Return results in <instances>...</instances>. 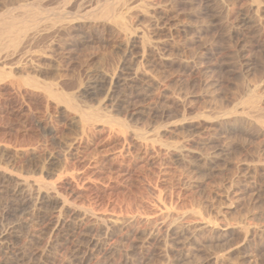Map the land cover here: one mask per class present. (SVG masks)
<instances>
[{"label": "rangeland", "instance_id": "rangeland-1", "mask_svg": "<svg viewBox=\"0 0 264 264\" xmlns=\"http://www.w3.org/2000/svg\"><path fill=\"white\" fill-rule=\"evenodd\" d=\"M127 5L0 0L41 31L0 76V243L18 264H264V0ZM58 206L78 230L40 232Z\"/></svg>", "mask_w": 264, "mask_h": 264}, {"label": "bare ground", "instance_id": "bare-ground-1", "mask_svg": "<svg viewBox=\"0 0 264 264\" xmlns=\"http://www.w3.org/2000/svg\"><path fill=\"white\" fill-rule=\"evenodd\" d=\"M123 1V4L127 5L128 2H134L137 0H121ZM128 10H131L129 4L127 5ZM37 16L41 15V13L36 12L35 13ZM97 18H102V19H110V12L109 11H105V12H101L97 15ZM26 17H22V16H15L13 14H9L7 16H5L2 20H0V76H10L13 73L19 72L20 70L24 69L25 66V57L26 54L28 53V50L30 47H33L36 42L38 41L39 37L41 36V31H39L38 29H34L32 30L31 26L29 23L25 22ZM74 20H71L70 18L66 17L64 15V13H61V22L60 25L57 28H65L66 26H68L69 24H74ZM31 28V29H30ZM31 30V31H30ZM30 31V32H29ZM139 48V47H138ZM137 48V49H138ZM144 48V47H143ZM141 49V48H140ZM145 50V49H144ZM143 50V52H144ZM145 55V54H144ZM143 57V56H142ZM144 58V57H143ZM141 80V79H140ZM119 81H117L115 83V85H118ZM26 86H33V87H37V82L36 81H30L26 83ZM48 95L52 96L53 92L48 91ZM258 96L255 94L254 98L252 99L250 105L256 109L258 108ZM228 123V122H227ZM256 124V123H255ZM244 125V124H243ZM247 128V127H246ZM250 130V129H249ZM247 130V131H249ZM177 152H179V150H177ZM180 155V153H179ZM178 155V156H179ZM3 174V173H2ZM7 175V174H6ZM1 176V173H0ZM2 177V176H1ZM4 178V177H3ZM10 178V176H9ZM14 179V178H13ZM4 180V179H3ZM14 181V180H13ZM9 182V181H7ZM6 185H10V184H6ZM49 193V192H48ZM43 194V193H42ZM46 194V193H45ZM40 195L39 193L37 194V201H39V206L44 205L45 203H48L49 200L52 199L50 198L49 194L46 195ZM33 197V198H35ZM60 198V197H59ZM29 199V198H28ZM31 199V198H30ZM34 200V199H33ZM32 200V202H33ZM30 201V200H29ZM36 201V202H37ZM53 201L54 204L59 205L61 204L62 200H58L57 199V195H56V199L54 198V200H51V202ZM37 204V203H36ZM52 204V203H51ZM64 204V203H63ZM49 205V204H48ZM38 206V207H39ZM46 206V204H45ZM50 207V206H49ZM55 207V206H54ZM53 207V208H54ZM59 207V206H58ZM67 207V206H66ZM52 208V209H53ZM61 209L58 210L57 208V212L54 210H50V209H34V211L36 210V212H39V214L42 216L40 218V220H38V222L36 224H38L39 226V231H45L50 227H53V232L57 231V232H62L66 229L72 228L75 231L78 230L77 229V225H75V221H73L75 224L73 225L72 223H69L68 221H65V219L62 218L63 213L66 209H64L63 207H59ZM21 210V209H20ZM26 210V209H25ZM25 210L23 209V212L25 213ZM69 210V209H67ZM18 211V210H17ZM14 211V212H17ZM28 211V210H27ZM30 211V210H29ZM52 211L50 214L49 212ZM72 211V210H71ZM75 212V211H74ZM22 213V214H24ZM50 215H49V214ZM73 213V211H72ZM70 213V214H72ZM76 213V212H75ZM68 214V213H67ZM27 215V214H25ZM36 215V214H35ZM49 215V216H48ZM77 215V213H76ZM24 216V215H23ZM28 216V215H27ZM30 216V215H29ZM38 216V215H37ZM70 216V215H69ZM73 216V215H72ZM81 217V216H80ZM33 219V218H31ZM39 219V218H38ZM74 220V219H73ZM76 220H78L76 218ZM34 221V220H32ZM70 221V220H69ZM33 225V224H32ZM31 225V226H32ZM111 227V226H110ZM30 228V227H29ZM38 228V227H37ZM80 228V226H79ZM179 228V226H178ZM35 229V228H34ZM52 229V228H51ZM110 228H108L109 230ZM122 229V228H121ZM33 230V228H32ZM73 230V231H74ZM81 230V229H79ZM135 230V229H134ZM37 231V229H36ZM52 231V230H51ZM71 231V230H70ZM106 231V230H105ZM123 231V230H122ZM178 231V230H177ZM50 232V230H49ZM108 232V231H106ZM125 232V231H124ZM35 233V232H34ZM43 233V232H42ZM52 233V232H51ZM50 233V235H51ZM36 234V233H35ZM59 234V233H58ZM77 234V233H76ZM110 234V233H109ZM126 234V233H125ZM34 235V234H33ZM57 235V234H56ZM72 235V233H71ZM107 235V234H106ZM35 236V235H34ZM33 236V237H34ZM43 236V234H42ZM45 236V235H44ZM63 236V233H62ZM124 236V235H123ZM37 237V235H36ZM41 237V236H40ZM53 237V236H52ZM55 237V236H54ZM38 238V237H37ZM48 238V237H47ZM50 238V237H49ZM56 238V237H55ZM61 238V236H60ZM59 238V239H60ZM4 239V238H3ZM11 240H8L7 238L4 239L1 243H0V254L3 255V257H5V261L9 262L8 264H18L20 261L24 262L25 260H27L28 258L25 256L27 254H20L19 251L17 250V246H15V244L13 242H11L12 240L16 241L18 240V236H12V238H9ZM33 239V238H32ZM42 239V238H41ZM63 239V238H62ZM74 239V238H73ZM23 240V239H22ZM50 240H52L50 238ZM57 240V239H56ZM61 240V239H60ZM75 240V239H74ZM79 240V239H78ZM30 241V240H28ZM34 242V239L32 240ZM36 241V239H35ZM41 241V240H40ZM48 241V240H47ZM53 241V240H52ZM64 241V240H63ZM70 241V240H69ZM136 241V240H135ZM38 242V241H37ZM50 242V241H49ZM59 242V241H58ZM71 242V241H70ZM19 243V242H18ZM31 243V242H30ZM39 243V242H38ZM41 243V242H40ZM48 243V242H47ZM87 243V242H86ZM99 244V243H98ZM96 244V245H98ZM125 244V243H124ZM25 245V244H24ZM29 245V244H28ZM32 245V244H31ZM36 245V244H35ZM114 245V244H113ZM27 246V243H26ZM78 246V245H77ZM87 246V245H85ZM95 246V245H94ZM93 246V247H94ZM101 246V245H100ZM106 246V245H105ZM126 246V245H125ZM20 247V245H19ZM25 247V246H24ZM80 247V246H79ZM104 247V246H103ZM102 247V248H103ZM22 248V247H21ZM101 248V247H100ZM23 249V248H22ZM119 249V248H118ZM127 249V248H126ZM143 249V248H142ZM36 250V249H35ZM93 250V248L91 249ZM95 250V248H94ZM26 251V250H25ZM80 251V250H79ZM101 251V250H100ZM38 252V251H37ZM76 252V251H75ZM102 252V251H101ZM23 253V252H22ZM41 253V252H40ZM84 253V252H83ZM93 253V251H92ZM91 253V254H92ZM98 253V252H97ZM39 254V253H38ZM85 254V253H84ZM8 255H11V258L7 257ZM110 255V253L108 254ZM113 255V254H112ZM130 255V252H129ZM144 255V254H143ZM28 256V255H27ZM32 256V255H31ZM42 256V255H41ZM78 256V255H77ZM95 256V255H94ZM30 257V255L28 256ZM76 257V256H75ZM80 257V256H79ZM34 258V257H33ZM32 258V259H33ZM31 259V262H32ZM91 259V258H90ZM123 259V258H122ZM2 260V258H1ZM36 260V259H35ZM86 258H84L83 262H86ZM92 261V259H91ZM129 261V260H128ZM5 262V263H6ZM82 262V263H83ZM95 262V261H94ZM27 263V261H26ZM29 263V262H28ZM83 263V264H84ZM79 264V263H78ZM90 264V263H89ZM93 264V263H92Z\"/></svg>", "mask_w": 264, "mask_h": 264}]
</instances>
